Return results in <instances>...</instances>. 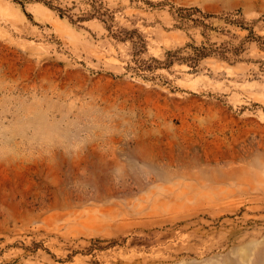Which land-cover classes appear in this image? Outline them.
<instances>
[{"label": "rangeland", "instance_id": "1", "mask_svg": "<svg viewBox=\"0 0 264 264\" xmlns=\"http://www.w3.org/2000/svg\"><path fill=\"white\" fill-rule=\"evenodd\" d=\"M102 1L148 61L207 41L241 60L137 74L101 20L0 0V264H264V50L244 40L264 0Z\"/></svg>", "mask_w": 264, "mask_h": 264}, {"label": "trees", "instance_id": "2", "mask_svg": "<svg viewBox=\"0 0 264 264\" xmlns=\"http://www.w3.org/2000/svg\"><path fill=\"white\" fill-rule=\"evenodd\" d=\"M19 4L23 9L26 8L30 1L41 2L51 10L56 11L62 18H69L74 23H82L93 19H99L105 23L111 35L119 41H130L132 43V63L127 67V70H133L137 74L146 71H154L158 68H170L176 62L187 63L197 72L200 62L209 57H219L228 62H238L241 60L240 55L244 48L235 47L231 44H215L203 42L200 46L187 45L192 52L185 56L181 54V50L169 52L165 61H161L152 57L150 61L146 60L143 55L148 51L147 40L139 30L128 31L120 27L114 26V16L110 9L104 6L102 0H12ZM151 6H154L150 2ZM173 15L177 21L176 27L181 29L201 28L203 35L208 40V32L218 30L209 22L213 14L206 13L197 7H173ZM31 16L30 14H28ZM229 23L237 24L241 28H245V24L238 18H225ZM249 34L244 38L245 41H255L260 48L264 50V36L255 33L253 28H249ZM143 74V73H142ZM144 75V74H143Z\"/></svg>", "mask_w": 264, "mask_h": 264}]
</instances>
